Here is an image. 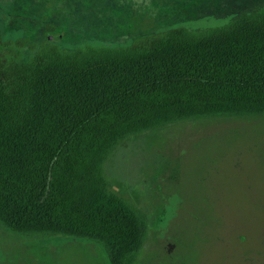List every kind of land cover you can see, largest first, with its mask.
Instances as JSON below:
<instances>
[{
    "label": "trees",
    "instance_id": "16d2710c",
    "mask_svg": "<svg viewBox=\"0 0 264 264\" xmlns=\"http://www.w3.org/2000/svg\"><path fill=\"white\" fill-rule=\"evenodd\" d=\"M1 22L0 224L15 233L94 241L110 264H129L144 224L130 199L108 189L103 165L116 145L190 117L264 113V3L222 26L172 23L122 43L62 45L51 34L34 43L6 35ZM93 102L37 174L41 131ZM118 109L125 117L107 121L87 151L70 159L73 142Z\"/></svg>",
    "mask_w": 264,
    "mask_h": 264
},
{
    "label": "rangeland",
    "instance_id": "374dc122",
    "mask_svg": "<svg viewBox=\"0 0 264 264\" xmlns=\"http://www.w3.org/2000/svg\"><path fill=\"white\" fill-rule=\"evenodd\" d=\"M264 0H0L4 33L64 45L122 43L172 23L222 26ZM1 22V23H2ZM54 25L46 31L44 25ZM147 24V25H145ZM25 57L29 55L23 49ZM95 102L41 131L37 174L48 153ZM118 109L69 148L83 155ZM78 121V120H77ZM44 172V171H43ZM108 189L130 199L144 231L129 264H264V113L190 117L121 140L107 156ZM0 264H110L97 242L57 234L21 235L0 224Z\"/></svg>",
    "mask_w": 264,
    "mask_h": 264
}]
</instances>
